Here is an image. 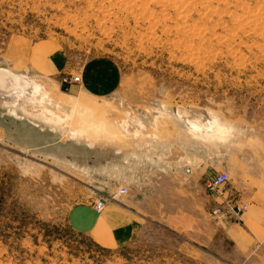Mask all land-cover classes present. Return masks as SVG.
Returning a JSON list of instances; mask_svg holds the SVG:
<instances>
[{
  "label": "rangeland",
  "instance_id": "obj_1",
  "mask_svg": "<svg viewBox=\"0 0 264 264\" xmlns=\"http://www.w3.org/2000/svg\"><path fill=\"white\" fill-rule=\"evenodd\" d=\"M262 6L0 0V69L30 76L67 119L0 102V264H247L206 186L225 172L264 180ZM181 110L209 112L218 134L192 137ZM112 197L146 219L133 242L68 226L71 208Z\"/></svg>",
  "mask_w": 264,
  "mask_h": 264
},
{
  "label": "crops",
  "instance_id": "obj_2",
  "mask_svg": "<svg viewBox=\"0 0 264 264\" xmlns=\"http://www.w3.org/2000/svg\"><path fill=\"white\" fill-rule=\"evenodd\" d=\"M66 82L62 80L63 84ZM92 88L97 92L105 89L101 86ZM228 174L232 177L230 183L219 194H210L214 206L232 196L249 205V209L240 218L215 219L234 249L247 258L245 263L264 264V180L260 185L251 186L244 180L249 176L246 170L238 175ZM106 205L101 213L92 203L71 208L68 226L111 247L127 245L142 234L146 219L138 210L132 209L129 201L108 202Z\"/></svg>",
  "mask_w": 264,
  "mask_h": 264
},
{
  "label": "bare ground",
  "instance_id": "obj_3",
  "mask_svg": "<svg viewBox=\"0 0 264 264\" xmlns=\"http://www.w3.org/2000/svg\"><path fill=\"white\" fill-rule=\"evenodd\" d=\"M262 7H264V6H262ZM262 12H263V9H262ZM244 15H246V14H244ZM253 16H254V14H253ZM253 16H252V18H253ZM260 16L261 15H259V17ZM246 17H247V15H246ZM239 22H241V24L246 23V22L241 21V20ZM250 22H252V21H249V23ZM253 22H256V21H253ZM259 25H261V23ZM46 96H47V94L43 91V88L39 84L35 83L30 76L23 75L21 73L20 74L15 73V72L11 71L10 69H5V70L0 69V102L2 104L14 106L15 109H24L23 106H25V105L20 104V103H21V101H26V102L36 104V105L38 103L39 105H41L43 107V105H44L43 102H45L43 100ZM11 106H9V107L11 108ZM15 109L11 111L14 114H16ZM43 112L47 115V116L44 115V117L42 116L44 118L43 120L52 127L58 126L60 124H64L67 121V119L60 117L57 113H55L53 111L50 112L49 110H47L44 107H43ZM205 112L206 111L203 112V111H198V110H195L192 112L182 111V110L180 111V113H179L180 116H178V118L183 120L182 121L183 123H181V125L185 129L187 128V130L192 134V137H204L203 139H205V138L213 137V133L216 132L217 129L215 128L216 125L214 124V120H212V117L209 114V112H208V114H206ZM149 115L151 118H153V117L155 118V113H153L152 111H149ZM157 115H158V113L156 114V116ZM66 117L69 119V116H66ZM153 120H155V119H153ZM219 130L220 129H218V131ZM214 134H218V133H214Z\"/></svg>",
  "mask_w": 264,
  "mask_h": 264
},
{
  "label": "built area",
  "instance_id": "obj_4",
  "mask_svg": "<svg viewBox=\"0 0 264 264\" xmlns=\"http://www.w3.org/2000/svg\"><path fill=\"white\" fill-rule=\"evenodd\" d=\"M74 82H80L79 77H74L72 79ZM231 181L230 175L228 173H221L210 179L207 183V191L211 194H219L220 190L225 188ZM119 196L128 195L127 190L125 188H121L118 193ZM115 198L102 199L97 202L95 206V210L99 213L103 211V208L108 202H112ZM249 209V205L241 202L239 199L234 198L232 196H227L222 203H220L212 212L211 216L217 219H225L227 217H235L240 218L243 213L247 212Z\"/></svg>",
  "mask_w": 264,
  "mask_h": 264
}]
</instances>
